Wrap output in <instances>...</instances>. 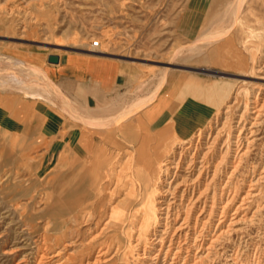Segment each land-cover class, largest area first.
Wrapping results in <instances>:
<instances>
[{
	"label": "rangeland",
	"instance_id": "rangeland-1",
	"mask_svg": "<svg viewBox=\"0 0 264 264\" xmlns=\"http://www.w3.org/2000/svg\"><path fill=\"white\" fill-rule=\"evenodd\" d=\"M84 53L116 64L109 90L88 77L83 83L63 84L48 74L49 55ZM263 69L264 0H0V264H38L46 251L51 254L44 264H80L83 244L100 235L107 217L80 226L84 239L71 241L65 231L75 226L69 205L78 203L85 191L92 192L87 205L102 203L105 214L110 203L122 204L130 190L125 186L128 171H114L112 165L127 141L116 136L119 126H100L126 115L120 124L127 131L156 144L166 128L186 138L211 116L202 134L218 119L221 123L228 118L226 131L233 137L243 105L260 89L250 77H263ZM233 75L247 76V81ZM166 76L157 98L141 107ZM189 79L201 84L195 95L180 87ZM231 82L235 87L222 103L221 92ZM155 103L162 105L160 111L146 113ZM78 109L97 114L99 129L77 123L73 115ZM58 118L66 119L63 128L50 138L43 136ZM261 122L253 128L248 155L231 182L226 185L225 179L222 185V206L228 205L224 229L239 222L213 264H264V112ZM77 135L88 142L90 153L94 147L101 151L100 160L104 156L98 171L87 155L76 162L71 142ZM198 135L182 146L195 144ZM89 139L97 145L90 146ZM64 173H69V182ZM80 173L84 179L93 177V183L77 184ZM101 175L108 181H95ZM110 184L111 193L99 190ZM62 234L65 241L56 242ZM141 249L134 248L130 264H140ZM156 255L147 264H168Z\"/></svg>",
	"mask_w": 264,
	"mask_h": 264
},
{
	"label": "bare ground",
	"instance_id": "bare-ground-1",
	"mask_svg": "<svg viewBox=\"0 0 264 264\" xmlns=\"http://www.w3.org/2000/svg\"><path fill=\"white\" fill-rule=\"evenodd\" d=\"M239 6L237 15L242 8L241 3ZM17 62L15 60L14 64L21 63ZM28 68L30 69L28 66L25 70L29 71ZM202 72L210 75H224L213 71ZM257 72L261 70L257 69ZM233 76L242 83L247 81V76ZM250 78L260 83V89L254 94L250 103L243 105V112L233 125V130L237 135L231 137L226 131L228 118H226L227 122L221 123L218 119L205 134H202L201 130L207 124L208 119L202 124L198 141L195 144H189L186 147H183L182 143L173 144L174 146L170 149L172 151L166 154L151 152L145 146H140L138 149L131 147L129 150L122 148V155H119L121 157H117L112 165L114 171L124 167L129 174L126 180L128 183L125 186H129L130 190L124 202L120 205L110 203L104 214L101 211L102 203L87 205V199L91 200L93 193L85 191L83 195L81 194L82 198H79L78 203L74 206L69 205L67 209L70 210L75 226L65 231L67 235L71 234V241L76 238L84 239L82 230H79L80 226H90L99 217L98 224L104 217H107V223L103 225L100 235L94 236L83 244V253L79 258L80 264H130L134 248L141 245L143 249L139 257L140 264H147L154 254L163 255L168 264H211L217 258L225 240L235 231L236 223L239 222H231L227 230L224 229L228 205L222 206L224 199L222 185L225 179L229 181L226 185L231 182L235 170L242 164V158L248 155L250 146L247 145L252 143L255 133L254 126L262 123L264 74L261 78ZM17 86L15 89H18ZM227 86L229 89L222 91L220 95L221 99H224L222 103L227 100L235 87L232 82L227 83ZM221 107L220 103L217 112ZM226 114L227 111L223 113V116ZM125 118L126 116L121 115L114 122H107L100 127L106 128L109 125L119 124ZM73 119L83 126L90 127L93 124L95 128H99L97 126L99 123L93 116L74 117ZM82 138V135H77L73 143L71 142L74 146L75 160L81 163L86 159V155L91 160L94 158L92 165L98 171L105 158L103 156L102 160L99 159L101 151L94 149L91 139L89 142L93 149L91 147L90 153L85 146L88 142L83 141L84 138L81 140ZM209 140L211 142H208ZM67 160L68 158L64 156L63 162ZM63 177L69 182V173H64ZM103 178L108 181L103 175L97 176L95 181L99 182ZM92 181H94L93 177L89 180L84 179L82 174L76 182L89 186L93 183ZM111 186V184L108 187L100 186L99 190L106 193L111 190ZM108 197L112 201L113 197ZM93 209L96 211L93 212ZM66 234H62L63 239L57 238L56 242H63L62 240L67 237ZM50 252H43L38 264H44Z\"/></svg>",
	"mask_w": 264,
	"mask_h": 264
},
{
	"label": "crops",
	"instance_id": "crops-1",
	"mask_svg": "<svg viewBox=\"0 0 264 264\" xmlns=\"http://www.w3.org/2000/svg\"><path fill=\"white\" fill-rule=\"evenodd\" d=\"M56 55L59 56L60 63L50 64L48 62L50 64V67H48L47 69L48 74L52 78H54L56 81L63 83V84H67L69 82L83 83L85 78L88 77L89 78L88 80H90L89 82H92L94 85L98 86L100 89L109 90V88L113 86V82L116 78V73L114 70V67L116 66V64L110 59L106 57H102L101 55L96 56V55L87 54V53H84V55L74 54V55H68L65 57L59 54H56ZM167 80H168V76H166L165 78L160 77L159 82L157 84L158 85L157 89L153 93V97L147 100L141 107H144V108L147 107L150 102H152L153 100L157 98L162 88H164L163 86L167 82ZM200 85L201 84L199 82L194 81L193 79H189V80H186L180 83V87H183L184 90L188 94L191 93L192 95H195V93L200 89ZM174 86L175 85H173L172 87ZM161 107L162 105L160 103L159 104L155 103L152 107L149 108V110L146 111V113L159 112ZM90 116L94 117L98 115L95 114L94 112H90L89 114H86L85 109L82 110V112L79 110V112L77 111L76 114L73 115V117H90ZM210 117L208 119H210ZM127 118L128 117L126 116L125 119ZM176 118H177L176 120L177 122L180 119V115L177 116ZM208 119H206L205 121H207ZM53 120L54 121L52 122V126L50 127V130H48L47 133L43 135V136H46L47 138L48 137L50 138L52 137L53 134L59 132V130L63 128L66 122V119L64 118H58V119H53ZM203 123L204 122H201V124L199 123V126L197 130L195 131V133L190 136H186V138H181L179 134L175 132L174 128H166L159 134L160 138H158V141L156 144H151V139L149 140L148 138H135L132 132L128 134L129 131H127V128L125 130V128H123V126L120 123L116 124L117 126H119V128L115 132V134L116 136L122 135L123 138L125 137L124 140L127 141L126 144H122L120 149L123 148L125 150H129V148L131 147H134V148L137 147L136 149H138L140 146H145V148L146 149L148 148L151 152L157 151L158 154H163V153L166 154L174 146L173 144H181L185 140H188L189 138H192L194 135H197L200 132L199 130H201ZM46 134H49V136H47ZM100 137L101 136H99V138ZM92 143L94 145H97L94 139L92 140ZM99 146L101 150H104L103 146L100 145V142H99Z\"/></svg>",
	"mask_w": 264,
	"mask_h": 264
},
{
	"label": "water",
	"instance_id": "water-1",
	"mask_svg": "<svg viewBox=\"0 0 264 264\" xmlns=\"http://www.w3.org/2000/svg\"><path fill=\"white\" fill-rule=\"evenodd\" d=\"M47 59H48V62L50 64H59L60 63L59 56L56 54L49 55Z\"/></svg>",
	"mask_w": 264,
	"mask_h": 264
}]
</instances>
